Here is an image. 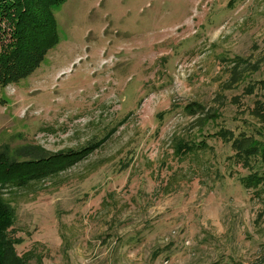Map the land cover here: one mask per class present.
I'll return each mask as SVG.
<instances>
[{"label": "rangeland", "instance_id": "obj_1", "mask_svg": "<svg viewBox=\"0 0 264 264\" xmlns=\"http://www.w3.org/2000/svg\"><path fill=\"white\" fill-rule=\"evenodd\" d=\"M51 12L56 43L0 86V184L103 141L2 190L16 253L32 248L41 264H264V185L240 186L249 170L230 166L229 142L214 135L264 132V0H64ZM174 135L204 147L174 156Z\"/></svg>", "mask_w": 264, "mask_h": 264}, {"label": "trees", "instance_id": "obj_2", "mask_svg": "<svg viewBox=\"0 0 264 264\" xmlns=\"http://www.w3.org/2000/svg\"><path fill=\"white\" fill-rule=\"evenodd\" d=\"M63 1L0 0V86L16 81L31 71L43 58L45 52L56 43L57 36L51 10ZM5 35L6 38L3 39L2 37ZM257 103L264 108L262 102L257 101ZM161 115L162 113H159L158 118H161ZM256 133L239 132L233 135L230 130L222 128L214 132V135L216 138L229 142L232 153L229 155L234 159L229 160L230 166L233 167L235 162V165L240 164L242 168L249 170V172L237 176L240 186L245 189H254L253 191L258 193L264 185V132L257 128ZM102 141L103 138L92 144H87L83 148L65 149L50 154L54 157L59 156V161L56 165L52 163L53 166L46 165L47 168L42 169L36 177L21 176L8 178L1 182L0 264H30L32 259L35 260V264H41L40 258H36L32 248L21 254L16 253L15 245L20 240L11 233L13 232L11 226L14 210L10 202L4 198L2 190L23 188L31 182H38L48 176L55 175L85 156ZM172 141L171 147L174 156L182 158L189 154H195L204 147V145L200 146L184 141L175 135L172 137ZM86 149L88 150L86 151ZM83 151L86 152L83 153Z\"/></svg>", "mask_w": 264, "mask_h": 264}]
</instances>
